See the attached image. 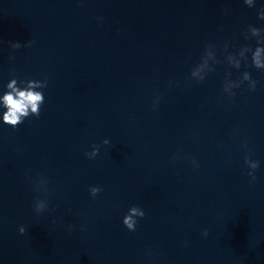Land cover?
<instances>
[{"label": "water", "instance_id": "95a60500", "mask_svg": "<svg viewBox=\"0 0 264 264\" xmlns=\"http://www.w3.org/2000/svg\"><path fill=\"white\" fill-rule=\"evenodd\" d=\"M261 8L0 0V264H264Z\"/></svg>", "mask_w": 264, "mask_h": 264}, {"label": "clouds", "instance_id": "9594fccd", "mask_svg": "<svg viewBox=\"0 0 264 264\" xmlns=\"http://www.w3.org/2000/svg\"><path fill=\"white\" fill-rule=\"evenodd\" d=\"M244 3L248 4L249 6L252 5V0H244ZM258 16L260 19H264V8H261ZM256 31V30H254ZM15 48H19L21 45L19 42H15L13 45ZM261 51L264 49L257 48L254 56L253 61L257 68L264 67L260 60ZM247 78V77H246ZM15 81L12 84H9L8 87L12 89L11 92H8L3 97V103L8 111L4 115V121L7 122L13 128H16L19 123H21L22 116H28L29 109L32 113L36 114V117H39L40 112L38 111L39 103L42 102V94L40 92L33 91V87L41 86L38 82H30L29 88L21 91L13 87ZM106 143L108 141H105ZM94 192L97 189L93 190ZM132 214H136L137 209L133 207L131 209ZM143 215V213H141ZM125 224L128 225L129 228L133 226V221L131 217H127L124 221ZM24 232V229H21V233Z\"/></svg>", "mask_w": 264, "mask_h": 264}]
</instances>
